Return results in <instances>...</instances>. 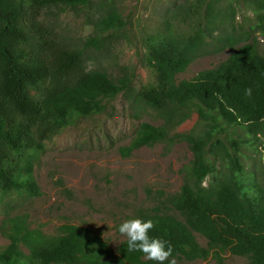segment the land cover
Returning a JSON list of instances; mask_svg holds the SVG:
<instances>
[{"label":"trees","instance_id":"1","mask_svg":"<svg viewBox=\"0 0 264 264\" xmlns=\"http://www.w3.org/2000/svg\"><path fill=\"white\" fill-rule=\"evenodd\" d=\"M91 2L0 0V194L12 189L37 194L35 153L73 119L101 113L106 100L129 88L126 74L116 80L106 71L86 70L82 52L62 43L48 23L49 12L78 11ZM250 2L255 26L264 35V0ZM122 25L112 9L97 20L88 42L97 43ZM196 47L194 38L171 33L148 45L145 64L154 81L139 96L165 111V122H141L120 150L127 156L164 140L175 121L192 109L197 112L201 132L183 136L194 156L189 180L171 198L184 222L168 215L148 217L114 251L84 227L65 226L49 236L29 229L25 221L11 220L5 227L10 242L0 248V264H174L169 257H207L208 250L192 231L210 246L247 255L248 264H264V176L256 179L243 163L248 149L262 144L264 153V48L245 44L217 67L176 81ZM220 125L238 126L245 135L232 138L233 144L214 140ZM217 259V264H226Z\"/></svg>","mask_w":264,"mask_h":264},{"label":"rangeland","instance_id":"2","mask_svg":"<svg viewBox=\"0 0 264 264\" xmlns=\"http://www.w3.org/2000/svg\"><path fill=\"white\" fill-rule=\"evenodd\" d=\"M112 9L123 25L103 34L99 42L89 43L97 20ZM48 14L58 39L82 52L86 70H103L116 80L126 74L129 88L106 100L101 113L73 119L35 153L32 174L37 194L14 189L0 194V248L10 242L5 227L11 220L25 221L29 229L49 236L58 235L65 226L84 227L114 251L148 217L168 215L184 222L171 198L189 180L194 156L183 136L201 132L197 112L192 109L185 119L175 121L164 140L136 148L127 156L120 151L141 122L157 126L165 122V111L139 96L154 81L153 71L145 64L147 48L154 38L167 33L195 39V54L176 74L178 82L217 67L245 44L262 51L264 35L255 26L250 0H92L82 10ZM244 135L238 126L220 125L214 140L233 144L232 138ZM262 148L259 144L257 150H246L243 159L245 169L258 180L264 176ZM217 167L222 168L221 162ZM192 232L208 250L207 257H169L172 263L217 264L218 257L226 264L249 263L247 255L210 246L203 235ZM22 250L28 252L24 246Z\"/></svg>","mask_w":264,"mask_h":264}]
</instances>
